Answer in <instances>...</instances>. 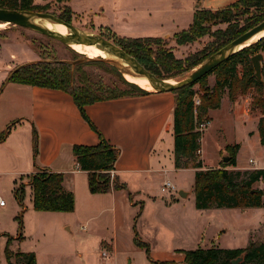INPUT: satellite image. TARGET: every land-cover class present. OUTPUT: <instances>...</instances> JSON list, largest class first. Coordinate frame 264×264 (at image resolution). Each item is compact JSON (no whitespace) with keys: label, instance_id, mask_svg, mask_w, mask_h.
Wrapping results in <instances>:
<instances>
[{"label":"rangeland","instance_id":"374dc122","mask_svg":"<svg viewBox=\"0 0 264 264\" xmlns=\"http://www.w3.org/2000/svg\"><path fill=\"white\" fill-rule=\"evenodd\" d=\"M33 1L36 4H41V0ZM193 2L195 0H88L87 2L85 0H74L73 5L78 12L72 13L70 23L80 31L92 33L113 42L120 34H116L110 28L102 27L98 23H108L119 17L118 21L123 20L125 23H129L130 26L137 25V27H133L136 28L133 29V33L130 32L128 35L158 38L156 41L144 42V46L150 51L148 57L152 62L156 61L154 53L156 49L171 50L175 57L184 58L203 48L212 39L209 34H205L191 43L177 45L173 36H163L167 33L179 32L190 25ZM45 4H47V9L44 11L46 13L57 16L64 12L63 3H53L52 1ZM87 4H90L95 11L103 9V16L93 17L88 12L79 11L80 9H86ZM245 18L246 15L243 14L236 16V20L240 24L245 23ZM38 23L40 22L38 21ZM206 26L209 27L210 31H213L217 28H224L226 24L212 25L207 21ZM72 50L66 44L32 29L0 23V70L8 72V75L20 65L37 61L43 57L46 60L68 63L71 65L73 74L81 72L101 81L107 87L123 88L119 83L117 72L128 81L123 76L122 70L113 62L103 60L110 66L96 63L94 61L96 57L92 58L83 51L74 50L79 53L77 54ZM261 54L264 58V52H261ZM73 61L79 62L72 64ZM194 68L172 79L174 81L180 80ZM240 70L241 68L238 67V73H240ZM161 72L165 74L166 71L161 70ZM206 81L212 86L214 75H208ZM6 84L5 81L0 84V103L7 96L8 87L5 88ZM194 88L197 91V85ZM195 95L199 98L201 93L197 91ZM254 96H258L255 89L249 88L238 91L234 100L241 101L243 97L249 98L246 104L248 116H242V118L244 123L249 126L256 123L257 128L260 110L252 108ZM222 98L225 101L222 102L221 110L217 113L214 112L209 125L201 134L202 156L207 165H218L224 151V145L230 144L234 137L240 135V119L233 118L231 115L235 110V104H230L226 94ZM22 121L23 118L19 117L7 125L2 124L3 132H0V136L9 133ZM26 124V122H22L21 125H18L17 129L20 135L26 134ZM263 155L264 150L259 143L257 144L255 140L245 141L240 152V160L248 161V159H252L254 163L261 164ZM2 164L0 165V199L6 205L0 206V264H8L4 252L6 246L15 264L24 263L22 257L15 255L17 252H34L36 264H125L126 258H130L131 264H182V254L170 249L173 245L184 249H194L197 247L196 243L203 246L204 242L210 243V241H213L212 236L215 232L216 222H211L206 226L205 237L202 241V239H199V232H196L192 219L185 228L179 227L181 225L179 222L171 221V228L166 225L165 234L161 233L159 235L158 232L159 236L157 237L154 236L155 230H151L146 226L142 228L143 234L140 232L141 237H145L150 241L149 250L145 251V249L136 246L133 241L136 208L129 206L127 203L120 204L118 201L114 203L110 196H106L100 197V201H97V204L99 202L98 206L88 209L87 202L96 201V198L87 197L85 193L79 192L75 211H37L32 207L29 175H17L14 171H17L19 166L18 164L14 165V162L10 161L8 164ZM250 164L253 165V163ZM66 176L72 178L74 175L66 174ZM166 178L177 189H189L193 184V172L191 170L170 172L166 174ZM14 181L19 197H21V204L24 206L23 210L21 204L14 197L16 189L13 188ZM166 196L178 197L179 195L178 192H170L166 193ZM191 200H193L191 197L186 200V205ZM179 210V208H173L171 211L166 209V217L169 214L177 213ZM233 223L236 225L241 224L237 218L234 219ZM114 229H116L118 253L114 258V254L108 252L107 258L103 260L100 258L98 237L101 236L104 239L113 237ZM258 230L260 235H255L254 239L262 240L264 236L263 223H261ZM161 231H163L162 228ZM20 235L21 238H19ZM8 238H10L9 242H7ZM139 238L137 237V239ZM233 242L234 244L244 243L237 241L236 238L234 241L215 243L222 246L223 244H233Z\"/></svg>","mask_w":264,"mask_h":264},{"label":"trees","instance_id":"16d2710c","mask_svg":"<svg viewBox=\"0 0 264 264\" xmlns=\"http://www.w3.org/2000/svg\"><path fill=\"white\" fill-rule=\"evenodd\" d=\"M54 1L65 3L69 0ZM0 8L44 12L47 9V4H34L32 0H0ZM63 11V14L57 15L58 18L70 23L72 16L70 7L64 4ZM241 14L246 15L244 24H240L236 20V16ZM262 20H264V0H235L215 10L196 8L188 28L173 34L175 43L185 45L205 34H209L212 39L203 48L184 58L175 57L171 50L156 49L154 51L156 61L149 60L148 53L150 51L144 46V42L156 41L158 38L155 37L118 36L113 42L127 54L136 58L148 71L159 78L168 79L180 76L199 65L211 54ZM207 21L212 25L224 23L226 26L210 31L206 26ZM261 52H264V36L232 54L196 82L171 91L174 95L173 166L175 169H194V206L197 209L264 207V189L253 186L254 183L264 180V169H234L236 154L240 147L239 143L235 142L226 144L224 147L228 155L227 161L223 162L221 159L216 167H204L199 154H197L202 132L196 128L199 123L210 121L209 111L220 107L225 94L229 101H233L238 91L254 88L258 96L253 97L252 108L260 110L257 131L259 143L264 147V86L254 77L250 60L253 55ZM94 61L110 66L103 60L96 59ZM114 63L118 65L116 62ZM238 67L241 68L240 73L237 71ZM161 70L166 71L165 74H162ZM9 74L11 75L7 78L8 82L58 89L69 93L82 118L94 130H96L94 125L84 111L86 105L96 101L126 96H143L149 93L138 87L136 83L126 81L118 72L119 83L123 88L116 86L111 88L81 72L73 74L71 65L68 63L46 60L43 57L37 61L20 65ZM210 74L214 75L212 86L206 81V77ZM124 75V77L131 78L126 73ZM262 77L264 80V58ZM195 85H197V91L201 93L199 104L196 106H194L193 100L197 92L194 88ZM32 134L33 151L36 153L37 133L34 128ZM99 137V142L94 145H73L74 161L80 170L87 173L88 189L91 193H106L111 189L124 188L123 184H118L115 180L110 182L108 175L114 167L118 149L112 147L100 134ZM2 139L3 135L0 136V140ZM29 177L34 210L56 212L74 210V194L63 187L62 173L39 168ZM14 197L21 204L17 188L14 191ZM21 207L23 210L22 204ZM9 240L10 238L7 239V242ZM133 241L136 246L145 249V251L149 250V245L137 239L136 233ZM4 252L8 264H15L7 246ZM180 252L183 254L184 264H231V260L241 254H243V260L239 264H264V236L262 240H249L244 248L197 247L180 250ZM15 255L24 259L23 264H36L34 252H17Z\"/></svg>","mask_w":264,"mask_h":264},{"label":"crops","instance_id":"0c3cea01","mask_svg":"<svg viewBox=\"0 0 264 264\" xmlns=\"http://www.w3.org/2000/svg\"><path fill=\"white\" fill-rule=\"evenodd\" d=\"M52 1L56 3L54 0H41V4ZM87 1L85 0V2ZM234 1L201 0L200 7L215 10ZM73 2L74 0H69L63 4L68 5L74 14L78 11L74 8ZM86 6V9H80L79 11L88 12L93 17L103 16V9L95 11L90 4ZM192 7L191 18H193L196 9V1L193 2ZM118 20L119 17L114 21L98 24L110 28L116 34H120L121 37H150L128 35L130 32L133 33V29H136L133 27H137V25L130 26L129 23ZM173 34L167 33L163 36H173ZM7 78L8 72L0 70V82H7L5 88L8 87L9 90V95L7 90V96L0 103V132H3L2 124L7 125L19 117L23 118L22 122L27 124L26 134L20 135L17 128L22 122H19L20 124L18 123L14 129L3 135V139L0 140V165L2 162L8 164L10 161L14 162V165L18 164L19 169L14 171L17 175L27 176L39 168L62 173L63 187L74 194L75 205L73 211L77 209L79 192L85 193L87 197L96 198V201L87 202L88 209L98 206L99 202L97 204V201H100V197L106 196H110L114 203L116 201L120 204L127 203L129 206L136 208L135 233L141 241L146 242L148 245L150 241L140 235L142 228L145 226L155 230L154 236L157 237L161 233L165 234L166 231L164 230L167 226L171 228V221H177L181 224L179 227L185 228L191 219L196 232H199V239H202V241L205 237L206 226L211 222H216L215 232L212 236L213 241H210V243L204 242L203 246L196 243V246L200 248H244L249 240H255V235H260L258 229L261 223L264 224V207L197 209L194 206L193 184L189 189H178L177 192L180 190L186 192V197H167L166 194L160 191L162 181L166 179V174L170 172L191 170L194 176V169H175L173 166L172 116L174 95L172 92L151 91L143 96H126L96 101L86 105L84 111L94 125L96 129L94 130L82 118L69 93L58 89L8 82ZM248 100V97H243L241 101L237 99L229 101L230 104H235V110L231 115L233 118H239V123H241L240 135L234 137L231 141V143L235 142L240 145L236 154V167L234 168L236 170L264 169V155L261 164L254 163L252 159L253 165L250 164V159L248 161L240 160V152L245 141L255 140L257 144L259 143L256 123L249 126L244 123L242 118V116H248V108L246 107ZM223 101H225L224 98H222L218 109L209 111L210 121L214 112L217 113L221 110ZM33 128L37 133L36 153L33 151ZM99 134L112 147L118 149V156L112 169L114 173L113 180L118 184H123L124 188L111 189L106 193H91L88 189L87 173L80 170L74 161L72 146L75 144H97L100 140ZM199 150V158L202 160L204 167L217 166L205 163L202 156L201 141ZM224 154H226L225 150L222 152L221 158ZM66 174H73L74 176L68 178ZM78 174L80 176H76ZM14 180L16 179L14 178ZM14 187L16 188V182L13 183ZM254 187L264 189V180L254 183ZM29 189L32 194L30 185ZM190 197L193 200L186 205V200ZM5 205L6 203L0 206ZM173 208H179L180 210L166 217V209L171 211ZM235 218L241 224L236 225L233 223ZM161 228L163 231H161ZM113 231V237H107V239L101 236L98 237V246L100 253L102 250H107V252H112L115 258L116 253H118V241L116 229ZM227 233L229 234L227 235ZM235 238L237 241L244 243L234 244L233 242L229 245H216L217 242L234 241ZM170 249L179 253H181L180 250H187L176 245H173ZM181 262L184 264L183 258ZM125 264H131L130 258H126Z\"/></svg>","mask_w":264,"mask_h":264},{"label":"water","instance_id":"95a60500","mask_svg":"<svg viewBox=\"0 0 264 264\" xmlns=\"http://www.w3.org/2000/svg\"><path fill=\"white\" fill-rule=\"evenodd\" d=\"M195 1H196V8H200L201 0H195ZM35 19H46L53 22L61 23L66 26L68 33L60 34L58 32L52 31L44 27L40 23L36 22ZM0 23H7L9 25H19L24 28L32 29L42 35L50 37L66 45L73 42L94 44L98 48L104 50L110 56L125 61L127 65L130 67L131 73L145 77L147 81L150 83V85L153 87L154 91L157 92H171L173 90L182 88L184 86L196 82L201 77L211 72L215 67H217L223 61H225L232 54L248 46L249 44L240 47L242 44L246 43L251 37L264 31V20H262L261 22L254 25L253 27H251L250 29H248L247 31H245L244 33H242L241 35H239L238 37L227 43L225 46L217 50L215 53L211 54L209 57L203 60L196 68L190 71L185 77L171 83L168 82V80L172 78L163 79L157 77L156 75L148 71L142 64H140L136 60V58L127 54L121 47L117 46L113 42L106 40L100 36L93 35L92 33L80 31L71 23H67L53 14L46 12L20 10V9L0 8ZM99 59L113 60V58H104V57H99ZM262 59L263 56L261 53H256L250 58L253 68V75L264 86V80L262 77V70H261ZM79 61H73L72 64H76ZM10 75L11 74H9L8 77ZM221 159L223 162H225L228 160V156L224 154ZM178 195L184 197L186 196V192L180 190L178 192ZM242 260H243V254L231 260V264H239Z\"/></svg>","mask_w":264,"mask_h":264},{"label":"bare ground","instance_id":"6f19581e","mask_svg":"<svg viewBox=\"0 0 264 264\" xmlns=\"http://www.w3.org/2000/svg\"><path fill=\"white\" fill-rule=\"evenodd\" d=\"M35 21L36 22L39 21L40 24L43 25L44 27H46L52 31L58 32L60 34H67L68 33L66 26L61 24V23L53 22V21L46 20V19H35ZM262 36H264V31L254 35L246 43L242 44L240 47L247 45V44H250V43L256 41L257 39L261 38ZM67 46L70 47L71 49L75 50V51H79V52L83 51L84 53H87V55L91 56L92 58H94V57H96V59H98L99 57L113 58V60H109V61L113 62V63L116 62L123 69L122 70L117 65L122 70L123 76H125L124 73H126L131 77V78L125 77V78H127L128 81H130L132 83L134 82V84L136 83V85L138 87H140L143 90L145 89V91H148V92L154 91L153 87L150 85V83L147 81V79L145 77L138 76V75H135V74L130 72L131 69L125 61L110 56L108 53H106L104 50L98 48L96 45L82 43V42H73V43L67 44ZM168 82L173 83L174 80L169 79Z\"/></svg>","mask_w":264,"mask_h":264},{"label":"built area","instance_id":"2783aa9c","mask_svg":"<svg viewBox=\"0 0 264 264\" xmlns=\"http://www.w3.org/2000/svg\"><path fill=\"white\" fill-rule=\"evenodd\" d=\"M193 100H194V106L199 104V98L196 97V95L194 96ZM207 124H208V122H201L197 125L196 128L202 132L207 127ZM199 152H200V150L198 149L197 153L199 154ZM249 162L252 163V160L250 159ZM109 177H110V181H112L113 177H114L113 170L109 171ZM160 191L163 194H166V193H170V192H177L178 189L169 179L166 178L162 181V183L160 185ZM2 204H4V201L0 199V205H2ZM263 218H264V213H263ZM107 256H108L107 250H102L100 253V258L106 259Z\"/></svg>","mask_w":264,"mask_h":264}]
</instances>
